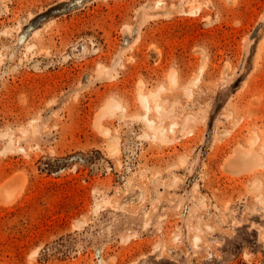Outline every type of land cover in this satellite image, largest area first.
Masks as SVG:
<instances>
[{"label": "rangeland", "instance_id": "rangeland-1", "mask_svg": "<svg viewBox=\"0 0 264 264\" xmlns=\"http://www.w3.org/2000/svg\"><path fill=\"white\" fill-rule=\"evenodd\" d=\"M250 136L264 0H0V264H264Z\"/></svg>", "mask_w": 264, "mask_h": 264}, {"label": "bare ground", "instance_id": "bare-ground-1", "mask_svg": "<svg viewBox=\"0 0 264 264\" xmlns=\"http://www.w3.org/2000/svg\"><path fill=\"white\" fill-rule=\"evenodd\" d=\"M158 2V1H157ZM188 3V2H187ZM186 3V4H187ZM193 4V3H192ZM192 4H190V5H192ZM194 7V6H193ZM191 8H192V6H191ZM198 8V7H197ZM196 8V9H197ZM193 9V8H192ZM199 9V8H198ZM194 10H195V8H194ZM192 11L193 10H190L189 9V12L190 13H192ZM98 70H99V68H97ZM105 70V69H104ZM97 73V72H96ZM100 73H104V72H102L101 71V69L99 70V74ZM98 75V74H97ZM170 76H171V74H169ZM168 75V77H170ZM172 76H173V74H172ZM171 76V85H172V81H174L175 80V78L173 79V77ZM174 77H176V76H174ZM173 79V80H172ZM176 82V81H175ZM175 84H177V83H174L173 82V85H175ZM172 85V86H173ZM160 89V88H159ZM158 91V90H157ZM156 91V92H157ZM160 91V90H159ZM138 93H140L139 91H138ZM140 95V104H141V106L144 108V110L147 112V114H149L148 112H149V109H150V107H149V101H151V104L152 103H154L153 104V106H155V109L157 110V111H161L162 109H161V107H160V105L158 104V95H157V93H148V94H142V93H140L139 94ZM138 95V96H139ZM160 100V99H159ZM115 101V100H114ZM104 107V106H103ZM103 109V108H102ZM101 109V110H102ZM100 111V110H99ZM101 113V114H100ZM97 114H100V115H96L97 116V119H95L94 118V120H96L95 121V127H96V129L97 130H99V131H102V134H104L105 136H106V140H107V137H108V129L106 130V129H102L101 127L102 126H100V124H99V120L101 119V117H104V116H117V117H122V109H121V107H120V105L115 101V102H110V103H107V105L105 106V108H104V110L102 111V112H97ZM95 116V117H96ZM102 120V119H101ZM144 122L146 123V126H147V128H149L150 130H152L153 131V136L156 138V137H159L158 139H159V141H161L162 142V140L164 141H166V136H165V131L162 129V127L161 126H155L154 124H153V122H151V121H148V120H146V119H144ZM93 125V124H92ZM175 123L174 124H172L171 125V128H170V131L173 133V128L175 127ZM31 126V125H30ZM145 126V127H146ZM32 127V126H31ZM161 127V128H160ZM95 129V128H94ZM152 133V132H151ZM190 133V132H189ZM101 136V135H100ZM111 137H113V136H111ZM185 137V136H184ZM257 138V137H256ZM254 136L253 137H249V139H248V142H249V147L248 148H245V147H242L243 149H241V147L239 146V148L241 149V150H238V149H235L234 150V153H235V157H234V159H232L233 158V156H232V158L231 157H229L227 160H226V163L228 162V161H230L231 159V161H230V163H229V167L231 168V169H233L234 171L235 170H239V171H242V170H246V171H251V172H249V173H252V169H254L255 170V167H257L258 168V166H257V161L258 160H261L260 159V157H259V155L254 151V145H255V143L257 142V139H256ZM109 140H108V149H109V151L112 153L111 155H118V153H119V144H118V139H116V138H108ZM158 139H157V141H158ZM169 142V141H168ZM162 144H163V142H162ZM233 154V153H232ZM114 157V156H113ZM230 159V160H229ZM224 166V165H223ZM227 168V167H226ZM224 170H225V168H224ZM228 170V169H227ZM235 172H237V171H235ZM230 173V172H229ZM248 173V172H247ZM230 174H232V173H230ZM241 174H243V173H241ZM235 175V174H234ZM238 175V174H237ZM240 175V174H239ZM24 179V178H23ZM25 180V179H24ZM16 181V179L14 180V182ZM7 184V183H6ZM19 184H21V182H19ZM22 185V184H21ZM13 186V185H12ZM11 186V187H12ZM1 188H3L2 186H1ZM5 188H7V186H5ZM4 189V188H3ZM3 189L1 190L0 189V200H2L3 198H5L4 200L6 201V198H8V200L5 202V201H0L1 203H8L9 201H11L12 200V197H11V195H12V192H11V190H9V188H8V190L6 189V190H4L5 192H8V194H7V196H5V197H3V195H4V191H3ZM15 201V200H14ZM107 202V201H106ZM102 204H105L104 202L102 203ZM107 204V203H106ZM109 204V203H108ZM106 206V205H105ZM104 207V206H103ZM95 211V210H94ZM95 213V212H94ZM79 223V222H78ZM82 223H84V222H82ZM76 226V225H75ZM75 228V227H74ZM197 237V236H196ZM200 238V237H199ZM195 241L196 242H198V238H195Z\"/></svg>", "mask_w": 264, "mask_h": 264}, {"label": "clouds", "instance_id": "clouds-1", "mask_svg": "<svg viewBox=\"0 0 264 264\" xmlns=\"http://www.w3.org/2000/svg\"><path fill=\"white\" fill-rule=\"evenodd\" d=\"M258 167H264V160L257 161ZM249 196L254 197V202L264 206V178L253 177L248 183Z\"/></svg>", "mask_w": 264, "mask_h": 264}]
</instances>
